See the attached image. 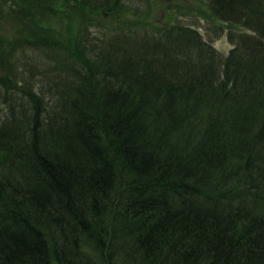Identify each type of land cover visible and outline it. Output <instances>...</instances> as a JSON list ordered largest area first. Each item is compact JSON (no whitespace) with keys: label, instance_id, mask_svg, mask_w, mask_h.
<instances>
[{"label":"trees","instance_id":"16d2710c","mask_svg":"<svg viewBox=\"0 0 264 264\" xmlns=\"http://www.w3.org/2000/svg\"><path fill=\"white\" fill-rule=\"evenodd\" d=\"M206 11L225 56L135 0H0V264H264V0Z\"/></svg>","mask_w":264,"mask_h":264},{"label":"rangeland","instance_id":"374dc122","mask_svg":"<svg viewBox=\"0 0 264 264\" xmlns=\"http://www.w3.org/2000/svg\"><path fill=\"white\" fill-rule=\"evenodd\" d=\"M135 2L140 4L143 10L150 11L148 16L141 17L142 25L150 22L155 25L188 24L198 28L206 39L212 38L220 54L227 55L232 47L226 31L219 37H213L216 36L214 19L206 11L208 0H135Z\"/></svg>","mask_w":264,"mask_h":264}]
</instances>
